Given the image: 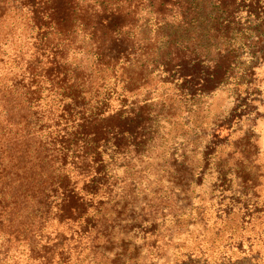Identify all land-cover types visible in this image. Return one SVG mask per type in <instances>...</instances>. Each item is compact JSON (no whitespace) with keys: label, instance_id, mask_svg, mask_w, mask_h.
<instances>
[{"label":"rangeland","instance_id":"rangeland-1","mask_svg":"<svg viewBox=\"0 0 264 264\" xmlns=\"http://www.w3.org/2000/svg\"><path fill=\"white\" fill-rule=\"evenodd\" d=\"M200 1L202 26L145 17L140 32L146 42L115 79L97 77L90 97L107 95L109 110L147 108L146 143L110 171L109 191L100 194L111 201L93 221L97 227L89 238L75 246L81 241L63 234L72 250L78 247L68 264H264V9L257 18L238 14L233 43L209 30L216 0ZM22 7L0 0L2 127L9 117L2 107H12L4 97L16 84L30 83L29 65L48 62L49 52L36 53L28 7ZM163 35L189 42L209 58L232 52L227 82L207 95H182L158 61L167 42ZM69 63L88 66L94 58L89 49H75ZM46 96L42 90L41 100ZM38 103L30 108L18 100L10 108L18 124L4 129L12 131V141L29 144L25 161L33 170L43 152L41 132L31 124L46 101Z\"/></svg>","mask_w":264,"mask_h":264},{"label":"trees","instance_id":"trees-1","mask_svg":"<svg viewBox=\"0 0 264 264\" xmlns=\"http://www.w3.org/2000/svg\"><path fill=\"white\" fill-rule=\"evenodd\" d=\"M17 1L28 7L36 53L49 52L48 62L29 65L25 80L30 83L16 84L3 100L10 108L18 100L30 108L46 101L43 112L31 117L41 132L43 152L36 169H27L29 144L12 141V131L4 132L18 124L4 105L2 112L9 117L4 127L0 122V264H68L78 247L72 250L63 234L81 241L75 246L89 238L97 227L93 221L111 201V195L105 201L100 194L109 191L110 171L146 143L147 108L109 110L107 95L90 97L97 77L115 79L128 64L144 43L140 30L146 27L145 17L157 24L179 20L187 27L202 26L204 6L200 0ZM263 9V0H216L209 30L233 42L238 14L257 18ZM163 39L167 42L158 61L182 95H207L227 82L236 58L232 52L209 58L189 42L167 35ZM75 49H89L94 63H69ZM42 90L47 92L44 100Z\"/></svg>","mask_w":264,"mask_h":264}]
</instances>
